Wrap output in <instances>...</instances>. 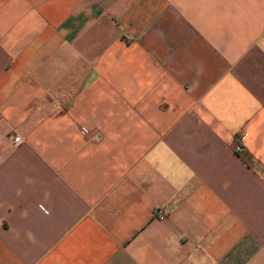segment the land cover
Returning a JSON list of instances; mask_svg holds the SVG:
<instances>
[{"label":"crops","instance_id":"0c3cea01","mask_svg":"<svg viewBox=\"0 0 264 264\" xmlns=\"http://www.w3.org/2000/svg\"><path fill=\"white\" fill-rule=\"evenodd\" d=\"M0 264H264V0H0Z\"/></svg>","mask_w":264,"mask_h":264},{"label":"built area","instance_id":"2783aa9c","mask_svg":"<svg viewBox=\"0 0 264 264\" xmlns=\"http://www.w3.org/2000/svg\"><path fill=\"white\" fill-rule=\"evenodd\" d=\"M82 130L84 132H86L87 131V128L86 127H82ZM14 140L15 141H19L20 140V136H18V135L14 136ZM233 149L236 152H238V153H241L244 150V145H243V142H242V137L240 135L236 136V140L233 143ZM159 216L161 217L162 215H160V213H159Z\"/></svg>","mask_w":264,"mask_h":264}]
</instances>
